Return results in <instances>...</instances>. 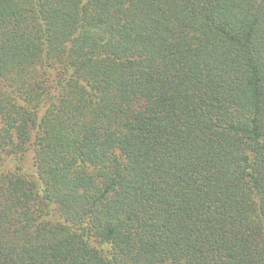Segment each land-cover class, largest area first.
Listing matches in <instances>:
<instances>
[{
    "label": "trees",
    "instance_id": "16d2710c",
    "mask_svg": "<svg viewBox=\"0 0 264 264\" xmlns=\"http://www.w3.org/2000/svg\"><path fill=\"white\" fill-rule=\"evenodd\" d=\"M0 264H264V0H0Z\"/></svg>",
    "mask_w": 264,
    "mask_h": 264
}]
</instances>
